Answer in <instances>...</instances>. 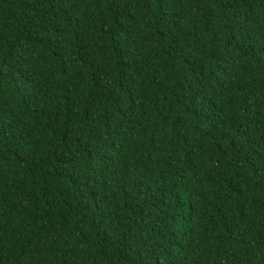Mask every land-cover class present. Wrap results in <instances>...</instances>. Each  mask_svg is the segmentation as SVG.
Wrapping results in <instances>:
<instances>
[{
	"label": "trees",
	"instance_id": "obj_1",
	"mask_svg": "<svg viewBox=\"0 0 264 264\" xmlns=\"http://www.w3.org/2000/svg\"><path fill=\"white\" fill-rule=\"evenodd\" d=\"M0 264H264V0H0Z\"/></svg>",
	"mask_w": 264,
	"mask_h": 264
}]
</instances>
